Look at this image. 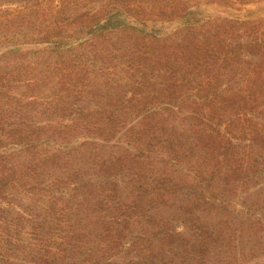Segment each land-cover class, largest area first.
<instances>
[{
    "label": "trees",
    "instance_id": "16d2710c",
    "mask_svg": "<svg viewBox=\"0 0 264 264\" xmlns=\"http://www.w3.org/2000/svg\"><path fill=\"white\" fill-rule=\"evenodd\" d=\"M72 2L62 0V10ZM105 8L65 16L58 9L57 22L48 23L42 12L41 30L22 37L11 36L10 18L0 16V201L18 185L44 199L20 217L31 228L25 245L16 236L21 226L0 214L2 264H248L258 249L244 247L255 238L243 243L246 256L208 257L218 238L227 245L224 226L212 229L199 214L220 211L233 216L227 222L245 218L250 231L260 226L263 214L245 195L264 177V30L239 20H186L161 36L118 15L104 20ZM142 12L167 20L181 14ZM84 32L88 38L78 40ZM41 56L60 60L40 70ZM29 69L37 76L26 88L50 85L45 100L14 95L16 73ZM99 72L102 87L91 84ZM171 114L183 126L169 125ZM182 165L194 181L171 175ZM55 171L62 174L50 180ZM217 182L239 202L218 198ZM161 208L172 218H158Z\"/></svg>",
    "mask_w": 264,
    "mask_h": 264
},
{
    "label": "rangeland",
    "instance_id": "374dc122",
    "mask_svg": "<svg viewBox=\"0 0 264 264\" xmlns=\"http://www.w3.org/2000/svg\"><path fill=\"white\" fill-rule=\"evenodd\" d=\"M120 2L121 3H113V0H73L72 3L66 5V9L63 11L62 0H3L0 6V16L2 18L4 16L10 18L9 23L11 28H6L5 30H7L11 36L12 34L16 33V36L18 37H22L23 35H31L34 31L41 30L38 23V16L41 15L42 12H48L46 15V20H48L47 23L52 21L57 22V15L52 14H57L56 11L58 9H60L65 16L69 14L71 10H77L78 13H81L89 9H99L104 4L106 5L105 10H107V12H111V16L107 18L104 17V20L117 18L118 15V18H120V20H122L125 24L134 26L150 34H154V32H156L161 36L171 34L177 28L186 23V20L197 24L204 23L210 19L239 20L246 23L245 25L249 30H264V0H121ZM29 4L34 5L32 10L35 9V12H29ZM152 7H154L155 11L163 12L174 9L176 12L181 14H179L176 19L172 20H167L168 17L165 15L163 19L161 17L159 18L156 15L158 13L152 16L143 15L144 13L142 12V9L148 11ZM127 10H130L131 14H127ZM83 34L82 36L80 35L81 39L78 40H86L88 38L87 33L85 34L84 32ZM6 45L7 42L3 41L2 47ZM39 48L42 47L38 45L24 46V49L35 50ZM45 58L46 56H41L39 59L40 70L44 68L45 64L49 62H56L55 60H60L54 56L47 62L45 61ZM99 66L100 64L97 65L96 70H98ZM90 71H92V66H90ZM35 73L36 72L33 69H29L27 73L22 71L23 75H18L16 73L17 81L14 89V95L16 97L24 98V101H28L29 99L36 97L42 100L46 99L45 95L48 93V87L50 85H42L40 89L34 87L33 90H28L26 88V83H24L25 80L27 82L29 78L32 79L34 76H37L34 75ZM91 77V84L93 86L102 87L105 85V73L101 74L99 72L97 76L91 73ZM19 78L21 79L20 82L18 81ZM20 94L22 95L20 96ZM260 108L264 109V104L261 105ZM65 118H70L69 114H65ZM44 120L45 118L43 121ZM135 120L136 118L131 119V122ZM260 122L264 124V120ZM169 125H175L179 127L183 126L178 114H171V116H169ZM13 148L14 147L6 148L5 152L9 153L13 151ZM2 149H4V147H2ZM107 149H109V147H107L106 150ZM170 171L171 175L175 176L177 179L186 182L194 181L195 173L194 171L188 170V165L174 166L169 169V172ZM61 174L62 173L59 171L52 172L50 180ZM26 181L32 182L30 179H25L22 181V184ZM227 190V186L217 182L215 185H213L212 192L215 191L218 195V198H220V196H222V198H233V202H239L237 196L231 197V191L228 192ZM242 192L243 191L238 192V197H242L244 195ZM3 193V198L0 201V210L2 211H0V214L7 220H14L17 224V228L18 226H21V234L16 236H18V238L22 240L21 242L24 243L23 245H25V243L28 242V234L31 228L30 225L25 223L24 220H21L20 217L27 216L30 209H38L41 207L44 199L40 193L36 194L34 192H27V189L21 188V185H18L17 187L15 186L14 188L12 187V189L7 188ZM245 196L249 204L254 205L258 211L263 214L260 226L255 227L257 232L255 229L250 231L245 218L242 217H240L237 222L234 220L227 222L228 220H231L233 216L226 215L224 212L215 211L214 213L207 215L202 213L199 214L200 221L206 226L210 225L212 229L218 228L219 224L224 226L223 230L221 231V237L227 241V245H222L221 239L218 238L220 247L218 245L214 246L217 249L213 250V247L210 246L208 255L210 259L214 260L218 257V255H224L225 251L226 255L242 256L244 255V249L248 251V248H253L255 246L254 248H257L258 250L255 251L252 258H247L245 261L248 260V264H254L255 262L264 264V247L261 245V243H264V177L256 179V182H253L249 186V193H247ZM32 204H34V206L31 208ZM14 205L17 207L12 208ZM156 216L161 219H171L173 214H171L169 209L161 208ZM239 221L241 222V226H239ZM10 232L15 234L16 229L11 228ZM180 232L184 233L185 237L188 238L186 227L182 226L180 228ZM250 238L251 240L252 238H255L256 240L252 241L251 244H246L244 249H241V247L244 246L243 243L247 242ZM85 240H87L86 237L83 238L82 241ZM257 240H259L260 243L256 242ZM147 244L148 242H143V246L146 245L147 247ZM158 246V244L154 245V249H158ZM2 263L3 261L0 257V264Z\"/></svg>",
    "mask_w": 264,
    "mask_h": 264
}]
</instances>
